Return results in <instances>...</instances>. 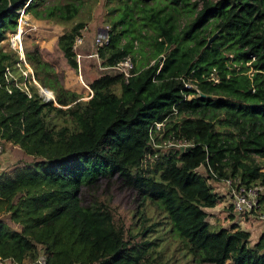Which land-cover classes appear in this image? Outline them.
<instances>
[{"label":"trees","instance_id":"1","mask_svg":"<svg viewBox=\"0 0 264 264\" xmlns=\"http://www.w3.org/2000/svg\"><path fill=\"white\" fill-rule=\"evenodd\" d=\"M23 9L64 24L81 5L0 0V139L42 157L0 175V218L20 226L0 219L1 260L34 263L44 253L47 264H167L153 228L132 234L117 225L102 200L116 192L164 215L195 264H264V236L253 247L249 232L208 222L223 199L213 180L264 188V0H128L100 56L103 67L131 56L132 76L102 73L87 101L37 47L25 51L26 63L55 101L30 79L28 91L17 84L25 64L2 43ZM84 27L58 41L75 70ZM161 132L173 145L144 169ZM260 200L264 213V193Z\"/></svg>","mask_w":264,"mask_h":264},{"label":"rangeland","instance_id":"2","mask_svg":"<svg viewBox=\"0 0 264 264\" xmlns=\"http://www.w3.org/2000/svg\"><path fill=\"white\" fill-rule=\"evenodd\" d=\"M127 1L128 0H48V5H57L58 3L65 4L67 2L80 4V14L73 21L62 24L54 20L38 19L35 16L23 14L22 10L19 19V23L21 21V26H18L17 33H9L8 39L4 41L2 45L6 52L13 50L18 53L24 64L23 56H25V51H32L37 47L44 60L50 62L54 66L65 88L81 95V100L87 101L91 96L88 89V87L90 88V81L97 79L104 72L101 71L97 62L93 59L84 60L81 72L73 69L68 64L63 52L59 48V38L70 31L75 25L84 24L85 27L81 30L85 38V46L82 47V50L85 52L94 50L98 33L104 28H108L110 31L112 30V22L119 16V13L122 14V12L119 11L120 7H123ZM129 4L133 3L129 1ZM144 5L145 4H142V6ZM187 17L190 19L189 16ZM184 23L185 19L182 16V24ZM129 25L130 24L127 23L125 25L126 28H129ZM125 26L123 27L125 28ZM18 35L21 36V44L13 42ZM140 45V42H137L136 47L139 48ZM25 67L26 70L23 69V75L26 79L24 78L23 81L19 80L20 83L16 81L20 87L28 91L26 80L30 79L29 84L34 85H36V80L31 67L28 64H25ZM49 96H52V94L49 93ZM161 128L162 126L160 125L158 129ZM161 131H164L163 128ZM162 132L158 135V139L153 140L151 143L153 154L149 153L147 155L144 162V169L155 164L158 160L156 154L159 150L163 154L170 148V144L171 146L173 145L170 140H165ZM0 145L2 147V152L0 153V175L2 173H11L18 168L42 161V157L27 154L26 151L17 144L5 143L4 140L0 139ZM258 162L263 161L258 159ZM199 173L206 175V168H200ZM213 188L223 199H221L222 205L219 204L217 207L208 211L209 224L214 229L229 228L232 223L239 224L241 228L252 233L251 246L254 247L261 237L264 236V226L261 228L259 220L254 217H248V215L241 217L235 215L228 216V203H230L226 198L228 197V187L224 182L215 181L213 182ZM23 196V194H20L17 199ZM133 196L132 194H119L114 192L112 198H102L112 210L117 225L123 227L127 233L132 232V234H136L141 228H153V231L149 235L155 240L158 239L157 243L161 246L158 248V251L162 254L160 255V261L167 264H195L192 256L182 251V245L170 233V226L164 224V222H166L165 216L153 207H139L137 203H134ZM0 219L4 220L10 227L20 229V226L12 221L10 214H4ZM159 222H161V224H159ZM139 239L140 238H138L137 241H139Z\"/></svg>","mask_w":264,"mask_h":264},{"label":"built area","instance_id":"3","mask_svg":"<svg viewBox=\"0 0 264 264\" xmlns=\"http://www.w3.org/2000/svg\"><path fill=\"white\" fill-rule=\"evenodd\" d=\"M22 11V10H21ZM23 14L25 10L23 9ZM21 26V21L19 23ZM14 42L21 44V36L18 35L16 39L13 40ZM111 41V31L108 28L102 29L95 41V49L92 51H84L82 47L85 46V38L82 33L76 37L75 43L73 45V52L76 55V60L78 64V70L82 71V64L85 59H93L97 62L98 67L104 73H108L110 75H119L123 76L126 80L131 78L132 71L134 70V62L131 56L126 57L124 60L119 62L113 67H103L102 59L100 56V50L107 47ZM213 79V78H212ZM186 87L190 88L191 85L187 84ZM91 96L93 95L92 90L88 87ZM91 96L88 98L90 99ZM160 125H158L159 127ZM2 152V147L0 145V153ZM217 180H213L215 182ZM220 182H224V184L228 187V197L227 200L229 206V210L227 211L228 216L235 215L237 217H241L244 215H248V217H254L259 220V222L264 226V213L262 211V204H261V196L264 193V188L260 185H251L245 186L240 185L239 183H235L233 180H223ZM234 225L238 226L241 230H244L240 227L239 224H231L229 228H232ZM247 231V230H244ZM248 232V231H247ZM0 264H15L10 260H1ZM27 264H47V259L44 253L38 258V260L34 263H27Z\"/></svg>","mask_w":264,"mask_h":264},{"label":"water","instance_id":"4","mask_svg":"<svg viewBox=\"0 0 264 264\" xmlns=\"http://www.w3.org/2000/svg\"><path fill=\"white\" fill-rule=\"evenodd\" d=\"M13 42H14V41H13ZM16 43H17V42H16ZM23 59H24L25 64H27V63H26L25 56H23ZM32 73H33V71H32ZM35 84L39 87V89H40V93L43 94V95H45V96L47 97L48 100H54V101H55V97H54V95H53V92H51V91L48 90V89H44V88H42V87H41L36 81H35ZM49 93H51L52 96H49Z\"/></svg>","mask_w":264,"mask_h":264},{"label":"crops","instance_id":"5","mask_svg":"<svg viewBox=\"0 0 264 264\" xmlns=\"http://www.w3.org/2000/svg\"><path fill=\"white\" fill-rule=\"evenodd\" d=\"M222 205V204H221ZM220 205V206H221ZM232 223V222H231ZM232 224H234V223H232ZM261 228H263V225L261 224ZM261 230V229H260ZM251 235H252V233L250 232V231H248Z\"/></svg>","mask_w":264,"mask_h":264}]
</instances>
